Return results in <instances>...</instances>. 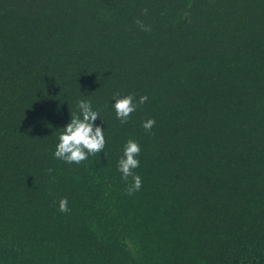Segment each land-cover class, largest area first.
I'll return each instance as SVG.
<instances>
[{
  "label": "trees",
  "instance_id": "trees-1",
  "mask_svg": "<svg viewBox=\"0 0 264 264\" xmlns=\"http://www.w3.org/2000/svg\"><path fill=\"white\" fill-rule=\"evenodd\" d=\"M80 100L107 143L68 164ZM0 264H264V0H0Z\"/></svg>",
  "mask_w": 264,
  "mask_h": 264
},
{
  "label": "clouds",
  "instance_id": "clouds-1",
  "mask_svg": "<svg viewBox=\"0 0 264 264\" xmlns=\"http://www.w3.org/2000/svg\"><path fill=\"white\" fill-rule=\"evenodd\" d=\"M113 100L116 101L113 107L117 119L121 123H127L138 107L147 102L148 97L141 96L136 102L134 95L120 97L119 93H116ZM77 106L79 115H71L70 122L59 136V142L54 153L56 159L68 164H80L88 160L90 156L99 155L104 152L107 143L103 128L95 124L100 117L99 113L92 109L91 103L80 100ZM155 124L156 121L150 119L144 122L143 127L147 132H151ZM140 154V145L130 139L125 145L123 157L118 162V171L122 173L123 180L127 182L131 178L132 181L128 187V195L134 194L142 187L141 177L134 172L140 167V161L137 158ZM48 171L52 172L51 169ZM59 211L62 213L69 211L67 198H61L59 201Z\"/></svg>",
  "mask_w": 264,
  "mask_h": 264
}]
</instances>
